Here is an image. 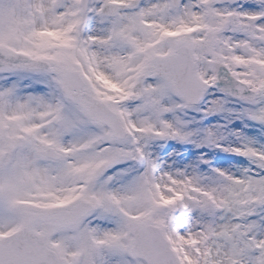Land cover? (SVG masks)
<instances>
[{"label":"snow or ice","instance_id":"snow-or-ice-1","mask_svg":"<svg viewBox=\"0 0 264 264\" xmlns=\"http://www.w3.org/2000/svg\"><path fill=\"white\" fill-rule=\"evenodd\" d=\"M0 264H264V0H0Z\"/></svg>","mask_w":264,"mask_h":264}]
</instances>
